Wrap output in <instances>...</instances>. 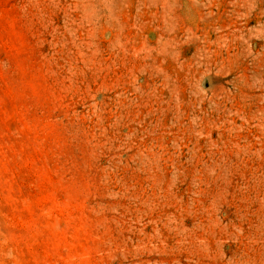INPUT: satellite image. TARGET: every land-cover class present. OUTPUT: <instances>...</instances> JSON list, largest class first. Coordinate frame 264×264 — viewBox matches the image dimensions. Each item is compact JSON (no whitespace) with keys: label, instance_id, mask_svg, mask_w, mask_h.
Wrapping results in <instances>:
<instances>
[{"label":"rangeland","instance_id":"obj_1","mask_svg":"<svg viewBox=\"0 0 264 264\" xmlns=\"http://www.w3.org/2000/svg\"><path fill=\"white\" fill-rule=\"evenodd\" d=\"M0 264H264V0H0Z\"/></svg>","mask_w":264,"mask_h":264}]
</instances>
